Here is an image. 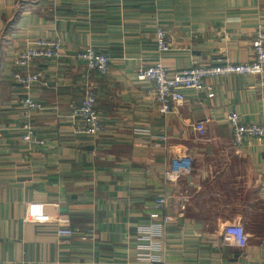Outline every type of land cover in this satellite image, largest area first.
<instances>
[{
	"label": "crops",
	"instance_id": "1",
	"mask_svg": "<svg viewBox=\"0 0 264 264\" xmlns=\"http://www.w3.org/2000/svg\"><path fill=\"white\" fill-rule=\"evenodd\" d=\"M158 26L172 43L160 55L172 70L246 63L264 0H0V264H264V139L246 138L238 151L227 120L237 111L264 123V86L218 77L214 97L182 89L165 115L153 84L137 76L159 57ZM38 38L59 39L64 57L32 65L46 84L31 90L44 105L33 115L44 143L31 144L12 73L18 49ZM87 46L111 58L107 75L87 79L74 57ZM88 82L105 126L97 137L76 133L71 117ZM186 154L191 171L166 185L167 165ZM161 194L168 222L156 207ZM229 223L244 225L246 248L222 244ZM89 225L93 241L57 233Z\"/></svg>",
	"mask_w": 264,
	"mask_h": 264
},
{
	"label": "built area",
	"instance_id": "2",
	"mask_svg": "<svg viewBox=\"0 0 264 264\" xmlns=\"http://www.w3.org/2000/svg\"><path fill=\"white\" fill-rule=\"evenodd\" d=\"M156 34L159 57L152 65L139 69L137 76L139 80L149 81L153 84L155 102L165 115L172 113L174 106L184 100L185 95L182 93V89H195L198 92L207 93L208 97H214L212 80L218 77L254 76L264 86V78L261 76L264 67V29L259 30L256 34L254 41L255 57L250 62L236 63L229 59H218L214 63L197 62L190 68L179 70H172L161 61V53L172 49V43L167 32L162 26H158ZM63 57L62 42L57 38H38L27 42L16 53L14 63L18 70L12 73V78L24 90V95L19 101V110L22 140L26 143H44L37 137L33 123L34 113L42 111L44 105L31 97V90L35 85L46 84V82L43 79L42 71L32 70V65L37 61L59 60ZM74 57L85 65L88 80H91L94 73L100 75L109 73L111 58L98 52L92 46L78 50ZM71 117L75 132L78 134L97 137L105 130L98 108L97 95L89 82L80 105L74 108ZM227 120L232 129V140L238 151H241L246 138L264 139V123H249L237 111H232ZM195 127L198 131L205 130L203 123H197ZM155 137L162 142L167 138L163 135ZM193 163L194 157L191 154L173 159L165 169L164 183L168 185L178 182L182 176L191 171ZM155 202L156 207L163 212L164 221L168 222L170 220L168 197L161 194ZM57 233L60 236L69 237L78 235L82 241L95 239V229L92 225L87 228L60 227ZM248 243L249 234L243 224L229 223L225 226L223 245H235L244 249Z\"/></svg>",
	"mask_w": 264,
	"mask_h": 264
},
{
	"label": "rangeland",
	"instance_id": "3",
	"mask_svg": "<svg viewBox=\"0 0 264 264\" xmlns=\"http://www.w3.org/2000/svg\"><path fill=\"white\" fill-rule=\"evenodd\" d=\"M167 52V51H166ZM264 68V67H263ZM18 70V69H17ZM264 78V77H263Z\"/></svg>",
	"mask_w": 264,
	"mask_h": 264
}]
</instances>
